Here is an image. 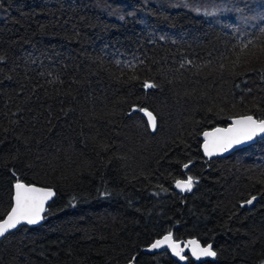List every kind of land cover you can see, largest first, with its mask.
<instances>
[{
  "label": "trees",
  "instance_id": "1",
  "mask_svg": "<svg viewBox=\"0 0 264 264\" xmlns=\"http://www.w3.org/2000/svg\"><path fill=\"white\" fill-rule=\"evenodd\" d=\"M243 116L264 120V0H0V221L18 182L55 194L0 264H178L142 252L169 234L264 264V137L201 151Z\"/></svg>",
  "mask_w": 264,
  "mask_h": 264
},
{
  "label": "snow or ice",
  "instance_id": "2",
  "mask_svg": "<svg viewBox=\"0 0 264 264\" xmlns=\"http://www.w3.org/2000/svg\"><path fill=\"white\" fill-rule=\"evenodd\" d=\"M146 87H153V85L146 82ZM150 122H152L153 127H155V118L152 116L151 112L145 113ZM234 127L228 129H217L216 133H223L222 135H214L212 141V147L214 150H226L233 143H240L244 139H251L257 133H264V120H254L252 116H246L242 119L235 120ZM210 134L205 133V137H208ZM205 150L211 155L209 151V145L205 144ZM187 167V165H185ZM176 186L178 188L191 190L192 179L188 178V181L185 183L183 181H177ZM15 206L11 208V211L8 213L7 218L0 223V236H4L7 231L12 228H15L21 221H26L28 224H34L40 219V214L44 210L45 201L53 195L51 191H47L41 188L27 187L22 183H16L15 185ZM255 197H252L247 201L251 204L252 200ZM167 244L173 253L177 256H180V245L173 242L171 234L164 236L163 239L156 240L149 250H155L160 248L162 245ZM189 244L193 245L192 253L197 259L200 256L206 257H215L216 253L211 250V245L199 248L196 241H189ZM199 249V251L197 250ZM181 259H184L183 256H180ZM135 258L130 261V264H134Z\"/></svg>",
  "mask_w": 264,
  "mask_h": 264
},
{
  "label": "water",
  "instance_id": "3",
  "mask_svg": "<svg viewBox=\"0 0 264 264\" xmlns=\"http://www.w3.org/2000/svg\"><path fill=\"white\" fill-rule=\"evenodd\" d=\"M146 113V112H145ZM147 121H148V124L150 126V129L153 131L155 129V127H153V124L152 122H150L148 116L146 114H144ZM246 116H243V117H238V118H235L231 121V123L225 127V128H215V129H211V130H208V131H205L201 136H200V139L202 141V144H201V151H202V154L204 156L205 159H208V160H212V159H215V158H224L226 156H228L229 154L235 152L236 150L240 149V148H243V147H246L252 143H254L257 139H261L264 137V133H257L256 135H254L251 139H244L242 140L240 143H233L229 148H227L226 150H214L213 147H212V141L214 139V135L212 134H215V135H222L223 133H216V130L217 129H221V130H224V129H228V128H232L234 127V121L235 120H238V119H242ZM254 119V118H253ZM254 120H257V119H254ZM259 121V120H257ZM205 133H209L210 135L208 137H205ZM205 144H208L209 145V151H211V155L208 154V152H206L205 150ZM179 181H183V182H187V180H179ZM24 184V183H22ZM16 185V184H15ZM15 185L13 187V192H12V205H11V208L15 206V200H14V196H15V192H16V189H15ZM25 186L27 187H35V188H41V189H45L47 191H51L53 193V195L51 197H49L45 203H44V210L41 212L40 214V219L34 223V224H28L26 221H21L15 228H12L10 229L9 231H7L5 233L4 236H0V240L2 238H4L5 236H7L8 234H11L13 233L14 231H16L18 228L20 227H37L40 223H41V220H42V216L44 214V212H46V209L48 207V205L53 201L54 197H55V194H54V191L50 188H46V187H40V186H36V185H27V184H24ZM174 189L180 193V194H184L186 192H189V190H186V189H182V188H178L176 186V183L174 184ZM255 200H252V203L249 204L247 202L241 204V207H251L253 205ZM11 208L9 210V212L11 211ZM8 212V213H9ZM7 213V215H8ZM7 215L4 217V219L7 218ZM2 219L0 221V223L3 222ZM166 236V235H164ZM164 236H162L161 238L159 239H163ZM158 240V239H157ZM196 241L197 242V245H199V248H204V247H207L209 246L210 244L208 245H202L199 241H197L196 239H187L186 241H175L173 240V242L175 243H178L180 245V248L178 249V251H180V256H183L184 259H181L180 256H177L173 253V251L171 250V248H169L167 246V244L165 245H162L160 248L158 249H155V250H149L151 248V245L156 241H154L153 243H151L148 247H146L145 249H143V253H146V254H154V253H162V252H167L169 254V256L172 258V260H174L175 262H177L178 264H185L187 262V255L188 257L195 263V264H201L207 260H211L213 259V257H206V256H200L199 259H197L196 256L193 255L192 253V248H193V245L189 244V241ZM199 251V249H197ZM211 250H212V245H211ZM213 251V250H212Z\"/></svg>",
  "mask_w": 264,
  "mask_h": 264
},
{
  "label": "rangeland",
  "instance_id": "4",
  "mask_svg": "<svg viewBox=\"0 0 264 264\" xmlns=\"http://www.w3.org/2000/svg\"><path fill=\"white\" fill-rule=\"evenodd\" d=\"M207 12H209V13H213V12H214V11H213V7L209 8V11H207Z\"/></svg>",
  "mask_w": 264,
  "mask_h": 264
},
{
  "label": "flooded vegetation",
  "instance_id": "5",
  "mask_svg": "<svg viewBox=\"0 0 264 264\" xmlns=\"http://www.w3.org/2000/svg\"><path fill=\"white\" fill-rule=\"evenodd\" d=\"M187 257H188V255H187ZM189 258V257H188Z\"/></svg>",
  "mask_w": 264,
  "mask_h": 264
}]
</instances>
